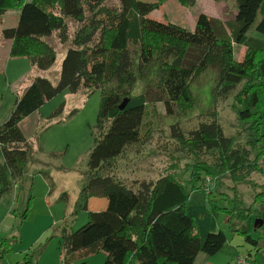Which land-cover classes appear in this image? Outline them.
Instances as JSON below:
<instances>
[{
    "label": "trees",
    "instance_id": "16d2710c",
    "mask_svg": "<svg viewBox=\"0 0 264 264\" xmlns=\"http://www.w3.org/2000/svg\"><path fill=\"white\" fill-rule=\"evenodd\" d=\"M164 1L117 0L109 6L107 0H0V23L6 12L19 11L15 27L0 28V37L10 43L8 56L26 58L31 68L27 87L16 94L0 125V197L22 181L34 153L21 123L65 92L100 93L81 196L86 211L88 199L107 203L101 211L87 212V222L78 230L62 235L61 264H86L74 261L97 253L105 254L103 264H194L198 254L213 256L226 244L225 235L214 231L219 212L226 222L233 221L215 199L223 178L261 188L254 202L263 203L264 185L249 177L253 172L264 176V40L249 31L260 13L253 30L264 37V0H234L236 14L227 24L201 13L192 31L148 17ZM175 1L190 8L198 0ZM53 42L68 45L55 84L34 73L55 63ZM234 45L245 48L241 62L234 59ZM208 69L216 73L215 98L232 96L236 119L246 126L249 139L241 143L226 136L215 118L187 133L171 125L178 150L190 159V178L166 171L155 180L119 179L116 160L142 143L149 110L153 113L161 104L168 117L185 114L192 107L191 84ZM140 82L142 92L134 93ZM123 100L127 105L119 110ZM63 109L61 103L52 115ZM204 177L212 187L201 184ZM229 190L232 198L219 193L220 200L233 204L242 217L236 189ZM260 207L256 217L264 220ZM245 240L258 248L250 237ZM247 258L249 264L264 261ZM23 264L35 263L26 256Z\"/></svg>",
    "mask_w": 264,
    "mask_h": 264
},
{
    "label": "rangeland",
    "instance_id": "374dc122",
    "mask_svg": "<svg viewBox=\"0 0 264 264\" xmlns=\"http://www.w3.org/2000/svg\"><path fill=\"white\" fill-rule=\"evenodd\" d=\"M106 4L115 6L117 0H107ZM201 13L227 24L236 14V4L234 0H198L193 7L186 8L175 0H165L148 17L192 31L196 18ZM18 16L19 11L6 12L2 16L0 28L15 27ZM260 19L261 15L258 13L249 35L264 40V37L255 34L253 30ZM4 43L0 37V48L5 47ZM53 44L56 51L55 63L45 71L34 70L36 76L47 79L51 84L57 81L64 50L68 47L57 42ZM233 51L234 59L241 62L245 48L234 45ZM30 71L26 58H9L8 54L3 56V51L0 50V125L6 121L13 108L17 82L21 83L23 76L30 75ZM215 81L216 73L212 69L198 75L190 86L192 107L180 117L166 116L161 104L154 107L153 113L149 110L150 128L143 127L142 134L145 133V136L142 143L127 150L116 160L117 177L125 182L155 180L166 171H176L181 179L188 180L190 171L187 172L186 167L191 162L185 153L178 150L176 141L171 136V125H176L181 132L187 133L200 123L210 122L215 118L226 136L234 137L241 143L248 140L246 126L240 125L236 119L232 96L226 100L215 98ZM142 88L143 83L140 82L133 92H142ZM61 103H64L63 111L53 116ZM99 105V92H78L72 95L65 92L45 103L21 123L20 128L32 142L34 153L25 167L22 181L11 192L0 197V248L3 251L0 264H23L26 256L31 257L35 264H61L59 242L62 235L75 232L86 224L87 212L105 208L107 201L104 198H91L86 203V211L81 196L88 156L94 144L93 132ZM146 121L147 118L144 123ZM249 178L258 185H264V176L258 172L251 173ZM201 184L213 186L205 177ZM231 187L236 189L242 217H238L239 211L233 209V204L220 200L219 193L229 194L232 198V191L229 190ZM260 191L259 187L252 190L244 184L236 185L228 178L221 180V186L214 191L217 195L215 199L220 208L227 207L230 221H233L226 222V217L219 212L215 218L214 231L225 235L226 244L222 251L213 256L198 254L194 264H233L231 259L235 256H249L254 262L264 257V220L256 217L261 211L260 206H264V200L261 199L263 203L254 202L255 194ZM26 211V218L23 220L22 216ZM256 220H263V224L258 227L257 222L254 228ZM246 236L257 243L258 248L255 249L253 244L247 242ZM80 260L86 264H103L105 254L82 256L74 263Z\"/></svg>",
    "mask_w": 264,
    "mask_h": 264
},
{
    "label": "crops",
    "instance_id": "0c3cea01",
    "mask_svg": "<svg viewBox=\"0 0 264 264\" xmlns=\"http://www.w3.org/2000/svg\"><path fill=\"white\" fill-rule=\"evenodd\" d=\"M11 13V12H10ZM5 43H4V45H5V47H3V48H0V50H2L3 51V56H7V54H8V49H9V45H10V43L8 42V41H4ZM28 77V76H27ZM27 77H26V75H24L23 76V79H22V82L21 83H19V82H17V87L15 88V89H17L16 90V93H15V96H16V94L18 93V94H21L24 90H25V88L27 87ZM21 81V80H20ZM36 113V112H35ZM35 113H33V114H35ZM32 114V115H33ZM89 200V199H88ZM0 253H2V249L0 248ZM233 260V258L231 259V261ZM206 264H210V263H206Z\"/></svg>",
    "mask_w": 264,
    "mask_h": 264
},
{
    "label": "built area",
    "instance_id": "2783aa9c",
    "mask_svg": "<svg viewBox=\"0 0 264 264\" xmlns=\"http://www.w3.org/2000/svg\"><path fill=\"white\" fill-rule=\"evenodd\" d=\"M249 260L247 257L243 256H235L233 259V264H249Z\"/></svg>",
    "mask_w": 264,
    "mask_h": 264
},
{
    "label": "water",
    "instance_id": "95a60500",
    "mask_svg": "<svg viewBox=\"0 0 264 264\" xmlns=\"http://www.w3.org/2000/svg\"><path fill=\"white\" fill-rule=\"evenodd\" d=\"M127 105V100H123L122 102H121V104L119 105V110H122V109H124V107ZM257 222H259V225H258V227H260V225H262L263 224V220H259V221H255V223H254V228H256V224H257Z\"/></svg>",
    "mask_w": 264,
    "mask_h": 264
}]
</instances>
